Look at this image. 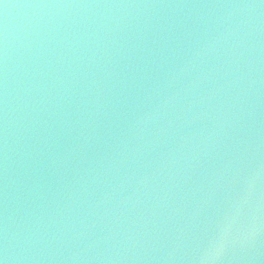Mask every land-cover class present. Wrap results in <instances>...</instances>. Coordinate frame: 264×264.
Wrapping results in <instances>:
<instances>
[{
    "label": "water",
    "instance_id": "95a60500",
    "mask_svg": "<svg viewBox=\"0 0 264 264\" xmlns=\"http://www.w3.org/2000/svg\"><path fill=\"white\" fill-rule=\"evenodd\" d=\"M264 264V0H0L5 264Z\"/></svg>",
    "mask_w": 264,
    "mask_h": 264
},
{
    "label": "clouds",
    "instance_id": "9594fccd",
    "mask_svg": "<svg viewBox=\"0 0 264 264\" xmlns=\"http://www.w3.org/2000/svg\"><path fill=\"white\" fill-rule=\"evenodd\" d=\"M222 247V242L219 241L210 244L202 258V264H217V261L220 259Z\"/></svg>",
    "mask_w": 264,
    "mask_h": 264
},
{
    "label": "snow or ice",
    "instance_id": "6c2138e0",
    "mask_svg": "<svg viewBox=\"0 0 264 264\" xmlns=\"http://www.w3.org/2000/svg\"><path fill=\"white\" fill-rule=\"evenodd\" d=\"M0 264H5V260H4V258L2 257V254H0Z\"/></svg>",
    "mask_w": 264,
    "mask_h": 264
}]
</instances>
